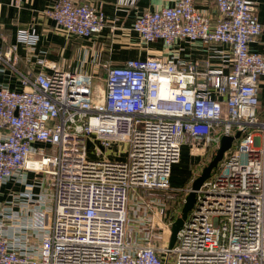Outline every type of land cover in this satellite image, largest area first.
<instances>
[{
    "label": "built area",
    "instance_id": "built-area-1",
    "mask_svg": "<svg viewBox=\"0 0 264 264\" xmlns=\"http://www.w3.org/2000/svg\"><path fill=\"white\" fill-rule=\"evenodd\" d=\"M214 10L176 0L141 12L131 29L143 45L198 42L216 65L127 59L104 65L95 81L42 57L34 74L21 73L9 50L0 55L20 84L0 86V184L21 186L0 203V264H264V110L257 87L264 51L248 47L261 26L255 0H214ZM43 14L68 35L92 38L104 25L103 13L87 1L57 0ZM14 37L29 53L38 38L27 29ZM237 131L226 157L192 190L173 245H163L168 201L191 190L170 185L181 146L213 155L220 137ZM120 142L125 149L109 154ZM86 145L100 154H86Z\"/></svg>",
    "mask_w": 264,
    "mask_h": 264
},
{
    "label": "crops",
    "instance_id": "crops-1",
    "mask_svg": "<svg viewBox=\"0 0 264 264\" xmlns=\"http://www.w3.org/2000/svg\"><path fill=\"white\" fill-rule=\"evenodd\" d=\"M83 1L100 10L104 17L103 27L92 38L68 35L43 14L57 0H0V55L3 56L9 50L14 67L21 73L34 74L38 70L35 60L42 57L48 65L92 75L95 81L104 76V65L120 66L127 59L157 57L172 61L180 59L218 64V59L210 54V50L198 42L177 40L169 48H165L160 40L143 45L138 35L132 31L131 25L138 14L172 6L176 0H135L132 6L117 5L116 0H73L75 4ZM192 1L202 12L210 14L215 11L214 0ZM255 15L261 31L248 43V47L252 51H264V0H255ZM17 29H27L37 35V42L31 53L24 44L15 41ZM216 48L223 46L218 45ZM43 71L48 72L50 68H44ZM2 85L9 89L20 88L17 75L0 61V86ZM257 87L258 108L263 112L264 75L258 77ZM184 146L187 145L181 146L180 155ZM200 155L203 154L200 152ZM200 155H192L190 152L188 161L187 158L185 160L186 173L191 175L190 165L194 166L193 170L197 168ZM170 185L177 186L174 183ZM20 189L21 186L13 185L11 180L0 184V203L8 198L9 191Z\"/></svg>",
    "mask_w": 264,
    "mask_h": 264
},
{
    "label": "rangeland",
    "instance_id": "rangeland-1",
    "mask_svg": "<svg viewBox=\"0 0 264 264\" xmlns=\"http://www.w3.org/2000/svg\"><path fill=\"white\" fill-rule=\"evenodd\" d=\"M233 145H234V141H232L230 148H232ZM123 149H125V144H123L121 142L120 143H114V144H112V147H110V149H109V154H112V152L113 153L114 152L119 153L120 151H123ZM190 150L191 149L188 146L182 147V151H181L179 161L172 166L170 184H172V185H173V183L176 184L177 186H175V187H189L191 184V181L189 178L192 177L191 179L193 180L199 174L202 167L206 165V163L209 161V159H211L212 152L210 149H207L203 153V155H200L197 168H195L193 170L194 166L190 165V167H191V168L189 167V170L191 171V175H190L188 172L186 173V170H185L186 169V165H185L186 161L185 160L187 158V161H188ZM229 150L224 152L222 159L217 164V167L219 166V163L226 157ZM84 151L86 154H90V156H92V154L96 155V156H98L100 154L96 150H94V148L90 145H86V148H84ZM92 151H94L95 154ZM119 156L123 157V154H119ZM108 157H109V159H113V156H108ZM27 180H30V175H28ZM184 196L185 195L180 194L177 196V198L175 200L168 201L167 205H168V208L171 210V215L167 219L168 221L172 222L176 217H179L180 208L182 206L181 199L182 198L184 199ZM132 202H134V200L131 197L129 199L128 205H131ZM168 238H169V233H164L163 238L161 240V243H163V245H166Z\"/></svg>",
    "mask_w": 264,
    "mask_h": 264
},
{
    "label": "water",
    "instance_id": "water-1",
    "mask_svg": "<svg viewBox=\"0 0 264 264\" xmlns=\"http://www.w3.org/2000/svg\"><path fill=\"white\" fill-rule=\"evenodd\" d=\"M238 134L239 133L237 131L234 134V137L221 136L219 146L216 148L215 153L211 156V159H209L206 165L202 167L199 174L191 181V190L184 196V200L180 208V215L171 222L169 229L170 234L168 238V247H171L173 245L176 231L180 227L183 219L186 216V213L192 207V204L194 202V194L192 190L197 189L201 185V183L210 176L211 171L216 168L218 162L222 159L224 152L229 149L233 138H236Z\"/></svg>",
    "mask_w": 264,
    "mask_h": 264
}]
</instances>
